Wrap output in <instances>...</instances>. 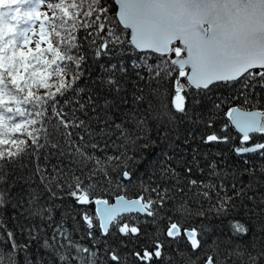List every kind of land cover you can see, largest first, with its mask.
I'll return each instance as SVG.
<instances>
[{"label":"snow or ice","instance_id":"obj_1","mask_svg":"<svg viewBox=\"0 0 264 264\" xmlns=\"http://www.w3.org/2000/svg\"><path fill=\"white\" fill-rule=\"evenodd\" d=\"M0 264H264V0H0Z\"/></svg>","mask_w":264,"mask_h":264}]
</instances>
